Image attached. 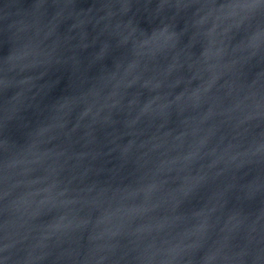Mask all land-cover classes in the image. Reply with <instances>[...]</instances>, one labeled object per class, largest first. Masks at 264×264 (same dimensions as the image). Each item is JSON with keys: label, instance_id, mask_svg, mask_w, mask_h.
Returning <instances> with one entry per match:
<instances>
[{"label": "water", "instance_id": "water-1", "mask_svg": "<svg viewBox=\"0 0 264 264\" xmlns=\"http://www.w3.org/2000/svg\"><path fill=\"white\" fill-rule=\"evenodd\" d=\"M0 264H264V0H0Z\"/></svg>", "mask_w": 264, "mask_h": 264}]
</instances>
